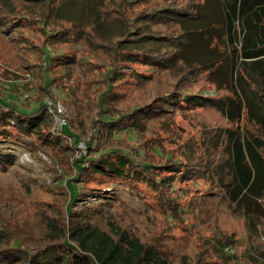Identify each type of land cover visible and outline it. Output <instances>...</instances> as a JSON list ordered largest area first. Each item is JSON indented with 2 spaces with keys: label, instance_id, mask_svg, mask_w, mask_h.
Instances as JSON below:
<instances>
[{
  "label": "rangeland",
  "instance_id": "rangeland-1",
  "mask_svg": "<svg viewBox=\"0 0 264 264\" xmlns=\"http://www.w3.org/2000/svg\"><path fill=\"white\" fill-rule=\"evenodd\" d=\"M68 1L51 3L64 6L72 21L58 12L46 18L42 12L48 0H0V102L24 113L42 104L47 108L42 110L39 127L23 133L11 116H6L15 114L5 113L8 110L0 105V154L12 156L10 163L0 164V247H45L49 241L63 238L67 223L71 226L88 209L96 212L100 208L101 213L97 211L89 221L104 230L109 224L127 230L160 251L170 264H182L183 257L190 264H264V199L257 204L249 200L236 204L222 188L221 179L228 181L222 131L235 125L215 109L180 101L185 94L217 99L230 93L215 90L200 67L190 70L172 64L167 59L174 52L170 41L175 42L180 30L172 17L151 16L164 8L192 11L203 0H123L124 5L120 0H72L83 5L82 13H70ZM25 6L32 8L27 10L29 16L19 19ZM38 14L46 20L48 32H61L46 38L35 19ZM99 23L103 24V38L91 27ZM73 24L76 35L70 31ZM87 28L92 29L90 39L85 36ZM121 29L125 34L134 29L138 34L148 32L154 40H162L153 42L151 49L159 59L117 63L124 55L116 46L115 35ZM44 42H50L49 51L58 55L47 68L38 51ZM189 50L186 46L183 50L189 60L209 57L199 47ZM73 53L77 54L75 64L64 66V56ZM114 65L118 69L112 88L105 93V72ZM245 69L257 86L264 85V69L250 62ZM45 79L51 81L45 83ZM169 92H174L179 103L162 101L158 105L156 98ZM101 100L107 113L114 116L132 114L147 104L152 112H139L137 125L126 132H108L102 127L97 136L99 146L91 143L87 149V143L93 142ZM57 104L64 110L58 114L64 119L62 127L55 109L54 114L48 109ZM240 123L255 132L244 118ZM63 127L77 136L78 142L64 135ZM108 148L123 149L153 166L180 163L185 175L180 170L173 175L167 170L156 171L162 178L170 175L172 185L164 194L174 214L143 183L126 185L98 174L88 177L85 171L76 182L74 161L95 158ZM66 182L75 187L68 189ZM73 188L79 197L68 215L66 205ZM104 196L110 199H106L107 205H100Z\"/></svg>",
  "mask_w": 264,
  "mask_h": 264
},
{
  "label": "trees",
  "instance_id": "trees-1",
  "mask_svg": "<svg viewBox=\"0 0 264 264\" xmlns=\"http://www.w3.org/2000/svg\"><path fill=\"white\" fill-rule=\"evenodd\" d=\"M119 2L123 5L125 4L123 0ZM130 2H133V0H129L126 3ZM68 3L70 13L73 11L82 13L84 10V8L82 9L83 5L77 4V2L69 0ZM60 5H56L54 2L51 3V0H48L42 13L49 19L58 12L59 15L71 20L66 13L65 7ZM23 9L26 10L22 12L19 19H27L30 12L27 10L32 8L25 6ZM123 10H121V13ZM172 11L164 8L151 13L154 18H174L175 24L180 30L179 34L174 38L175 42L170 41L174 52L171 56H167V59H170L172 64L175 62L180 63L190 70L194 69V67H200L207 73V78L213 84L215 90L224 89L230 93L229 96L217 99L185 94L181 96L183 98L180 101L192 107H210L215 109L229 123L235 125L233 128H225L222 131L224 137L223 148L227 155L226 162L224 161V169L228 172V181L221 179V183L223 182L222 185L224 186L222 188H225L224 193H228L232 202L236 204L243 200L253 201L257 204L261 199H264V85L261 87L257 86L247 73L245 66L250 62L255 66H259L261 70L264 69V0H203L192 11ZM40 17V14H38L35 19L39 22L40 29L46 38L54 37L61 32V30L53 33L48 32L46 30L48 28L46 20ZM98 17L99 15L96 14L95 18L98 19ZM91 27L100 38V35L102 36L101 32L104 31L103 24H91ZM74 28L76 29L73 24L70 31L76 35L77 30H74ZM91 30V28H87L85 36L88 39L91 37ZM132 35L137 36L130 38ZM115 37H118L116 46L124 53V55L120 56L121 58L118 59V62L116 61L117 63L121 61L140 62L138 59L152 63L159 59L160 55L157 56V54L152 53L151 49H153V42L156 43L162 40H154L155 38H152L148 32L138 34L135 33L134 29L125 34L122 30ZM162 37L163 41H165V36ZM50 44V42L48 44L44 42L38 46V51L41 53L40 59L45 63L46 68L50 66L51 60L58 56L52 55L49 51L48 47ZM185 46L188 50L199 47L200 50L206 51L209 57L204 60H202L203 58L189 60L183 51ZM110 49L113 48L110 47ZM114 51L115 49L113 53ZM76 55L73 53L72 55L64 56L65 60L63 62L58 60L57 63L61 62L64 66L73 65L76 61ZM114 66L105 72L104 82L107 86L105 93H109L112 88L111 81L118 69V66ZM227 67H229V70ZM50 81V79H45V83ZM173 94L174 92H169L156 98V103L158 105L162 101L171 102L172 104L179 103V100ZM104 95L102 94L100 99ZM52 101L54 102L55 100ZM0 105L8 110L5 113L13 112L15 114L9 113L6 116H11L10 118L14 120V126L22 130L23 133L37 129L40 121H42V110L47 109L42 104L37 110L24 113L5 103L0 102ZM103 105L104 103L101 100L98 118L95 120L96 126L92 134L93 142L87 143V149H91V143L99 146L100 141H98L99 138L97 136H99L98 133L102 127L104 129L108 128V132H126L131 126L135 127L137 125L135 118L139 112L144 114L152 112L151 104H147L135 108L132 114H116L114 116L107 113ZM243 118L250 127L254 128L255 132H249V130L241 126L240 121ZM63 128L61 132L64 135L72 138V142H78L77 136L70 134L66 128ZM11 158L10 154L1 153L0 164L10 163ZM80 162L82 165L79 164ZM179 165L180 163L170 162L153 166L143 159H137L128 151L120 148H108L99 151L95 158L83 159L81 157L75 160L74 166L77 173L74 179L76 182L79 181L81 173L85 171V175H88V177H94L95 174H98L100 177H106L113 181L118 180L121 183H126V185L134 182L143 183L152 192L154 191L156 200L160 201L161 204L165 203L167 210L174 214V207L168 198L165 199L166 193L164 190L166 189L167 192V188L172 185L169 184L170 175L180 170ZM161 170H167L171 174L167 178L159 177L156 171ZM215 170L211 169V171ZM180 172L185 175V170H180ZM74 179L71 181H74ZM70 186L75 187L72 182H66L68 189H70ZM75 190L73 188L66 205L68 215H71V211L69 212L70 206L79 197ZM106 199L110 198L104 196L102 202H99L100 205H107ZM97 211L101 213L102 210L98 208ZM96 212L90 208L86 214L78 216L81 219L72 221L71 226H68L67 223L66 233L63 238H59L60 242L58 240V243L49 241L48 243L46 242L47 245L45 247L35 249H24L19 244H3L0 247V264L171 263L170 259L160 251L158 252L153 246L142 243L127 230L111 224H109L110 228L108 230L94 225L89 219L96 215ZM182 264L190 263L183 257Z\"/></svg>",
  "mask_w": 264,
  "mask_h": 264
},
{
  "label": "built area",
  "instance_id": "built-area-1",
  "mask_svg": "<svg viewBox=\"0 0 264 264\" xmlns=\"http://www.w3.org/2000/svg\"><path fill=\"white\" fill-rule=\"evenodd\" d=\"M48 109H49L50 113H52V114H54V109H55V111H56L55 115L57 116V119L59 120L60 126L62 127V125L64 124V119L58 115L64 111L61 108V106L59 104H57L55 107L48 106Z\"/></svg>",
  "mask_w": 264,
  "mask_h": 264
}]
</instances>
